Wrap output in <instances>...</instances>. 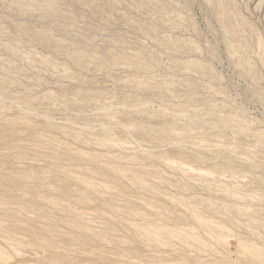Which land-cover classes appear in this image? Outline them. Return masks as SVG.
Masks as SVG:
<instances>
[{"label":"rangeland","instance_id":"374dc122","mask_svg":"<svg viewBox=\"0 0 264 264\" xmlns=\"http://www.w3.org/2000/svg\"><path fill=\"white\" fill-rule=\"evenodd\" d=\"M0 264H264V0H0Z\"/></svg>","mask_w":264,"mask_h":264},{"label":"bare ground","instance_id":"6f19581e","mask_svg":"<svg viewBox=\"0 0 264 264\" xmlns=\"http://www.w3.org/2000/svg\"><path fill=\"white\" fill-rule=\"evenodd\" d=\"M2 226H3V224H1ZM13 228V230H15L16 231V229H14V226L12 227ZM20 227H18L17 229H19ZM3 230H4V228H3ZM9 230L11 231V229L9 228ZM7 231V230H6ZM5 231V232H6ZM18 231H20V230H18ZM17 232V231H16ZM8 233V232H7ZM11 234H13V233H11ZM15 234V233H14ZM19 235V234H18ZM20 235H23V234H20ZM36 235H40V234H36ZM17 237H19V236H17ZM23 237V236H22ZM22 237H20V239L22 238ZM37 237V236H36ZM23 238H25V236L23 237ZM38 238H39V236H38ZM25 240V239H24ZM247 249H249L251 252H252V254L253 255H256L257 254V250L255 249V248H253V247H247ZM53 255H51V257H52ZM55 261V260H54Z\"/></svg>","mask_w":264,"mask_h":264}]
</instances>
